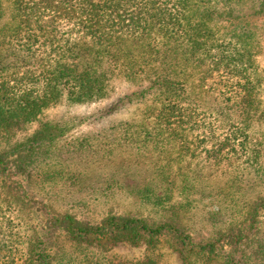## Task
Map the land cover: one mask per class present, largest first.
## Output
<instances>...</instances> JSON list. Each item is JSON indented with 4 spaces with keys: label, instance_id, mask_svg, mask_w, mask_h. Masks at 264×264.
<instances>
[{
    "label": "trees",
    "instance_id": "obj_1",
    "mask_svg": "<svg viewBox=\"0 0 264 264\" xmlns=\"http://www.w3.org/2000/svg\"><path fill=\"white\" fill-rule=\"evenodd\" d=\"M12 7L19 22L13 31L22 28L27 36L22 51L33 46L35 62L43 53L40 46L45 45L44 51L55 56L54 63L43 64L41 70L14 73L9 75L11 79L0 76V138L5 142L63 100L85 103L104 98L109 90L108 74L98 71L96 63L109 58L126 66L125 71L131 70L135 61L130 53H163L158 42L175 61L174 66L182 60L191 63L197 79L210 87L218 109L206 112H227L226 119L235 116L234 125L243 137L257 111L262 114L264 110L262 79L246 40L252 32L246 29L248 23H241L264 16V0H12ZM4 13L0 0V23ZM223 22L234 23L235 28L225 26L228 31L220 33L218 25ZM79 40L91 41L94 46L76 50L75 41ZM17 51L14 53L19 55ZM84 53L92 56L83 58ZM175 55L180 60H174ZM149 89L158 90L163 100L154 107L158 120L164 123L160 135L174 138L183 134L177 130L180 122L189 131L194 129L197 116L193 109H176V103L187 98L181 96L187 91L183 82L157 74ZM140 96L145 97V92L124 95L95 118L110 115ZM70 123L41 122L24 140L0 151V264H52L58 236L85 245L122 242L147 246L139 259L100 257L94 264H163L154 253L160 245L173 248L188 264H264V239L254 240L264 199L255 203L246 224L232 223L227 232L196 240L173 218L150 220L112 212L93 222L72 213L55 214L42 200L32 198L22 182L24 173L40 156L50 155L49 145L68 132ZM237 149L231 147V151ZM151 192V187H145L141 194L150 199ZM20 202L37 205L45 213L42 226L33 229V234L21 230L10 216V209Z\"/></svg>",
    "mask_w": 264,
    "mask_h": 264
},
{
    "label": "rangeland",
    "instance_id": "obj_2",
    "mask_svg": "<svg viewBox=\"0 0 264 264\" xmlns=\"http://www.w3.org/2000/svg\"><path fill=\"white\" fill-rule=\"evenodd\" d=\"M1 1L5 13L0 23V76L11 79L8 77L14 73L21 75L37 67L41 70L45 63L53 64L55 53L44 51L45 45L40 46L43 53H37L35 62L33 46L22 51L27 40L25 30L13 31L19 22L12 0ZM246 20L241 23H248L246 29L252 32L246 40L264 90V16ZM218 26L220 33L228 31L225 26L235 28L234 23L226 22ZM75 43L76 50L94 46L91 41ZM157 44L163 53L131 52L135 61L131 70L125 71L126 66L121 63L103 58L96 68L108 74V95L85 103L63 100L48 107L38 121L26 125L9 142L0 138V151L24 140L41 122L71 121L68 132L49 145L50 155L40 156L24 173L22 182L32 198L42 200L55 214L72 213L93 222L112 212L150 220L173 218L196 240L215 237L232 228V223L246 224L255 203L264 199V110L262 114L257 111L243 137L234 125L235 116L226 119L227 112H206H216L218 105H214L210 87L197 79L192 64L182 60L174 66L166 48L160 42ZM14 50H20L19 55ZM90 56L84 53L83 58ZM175 58L180 60L179 56ZM157 74L184 83L187 91L181 96L187 98L176 103V109H193L197 116L193 130L180 122L177 130L183 134L174 138L160 135L164 123L158 120L154 107L163 100L158 90L149 89ZM142 91L145 97L122 105L110 115L95 118L120 97ZM232 146L238 149L231 151ZM145 187L152 189L150 199L141 194ZM9 213L21 230L31 234L42 226L45 216L37 205L21 202ZM258 219L254 240L264 239V212ZM55 240L52 264H94L100 257L133 261L147 252L142 243L85 245L63 236ZM253 244L256 246L255 241ZM154 253L163 264H188L168 245L158 246Z\"/></svg>",
    "mask_w": 264,
    "mask_h": 264
}]
</instances>
